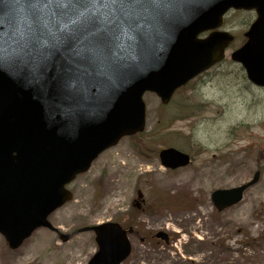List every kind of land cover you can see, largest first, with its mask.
<instances>
[{
  "label": "water",
  "instance_id": "obj_1",
  "mask_svg": "<svg viewBox=\"0 0 264 264\" xmlns=\"http://www.w3.org/2000/svg\"><path fill=\"white\" fill-rule=\"evenodd\" d=\"M0 7V233L11 249L36 227H51L47 215L71 198L65 183L122 135L143 129L146 90L166 104L177 87L223 57L229 33L197 35L220 25L230 7L256 11L247 41L231 58L264 87V0H138L137 23L123 25L103 53L84 38L30 44L25 0ZM159 158L170 168L189 162L174 148ZM257 178L258 172L247 184L215 190V205L238 201ZM91 228L99 249L88 264H119L128 255L117 223Z\"/></svg>",
  "mask_w": 264,
  "mask_h": 264
},
{
  "label": "rangeland",
  "instance_id": "obj_2",
  "mask_svg": "<svg viewBox=\"0 0 264 264\" xmlns=\"http://www.w3.org/2000/svg\"><path fill=\"white\" fill-rule=\"evenodd\" d=\"M254 16L246 10L226 13L224 29L234 39L224 59L167 105L154 93L143 95L145 129L100 154L69 185L73 199L49 215L59 233H69L66 241L38 228L11 250L0 235V264H87L97 250L94 233L77 229L107 220L130 227L131 252L121 264H188L195 253L190 237L200 235L189 218L196 207L204 208L209 220L240 218L237 227L223 223V236H214L211 246L238 247L234 253L264 264V90L249 83L230 59ZM169 145L188 152L192 162L164 168L158 150ZM255 170L259 180L241 201L221 211L213 206L211 190L246 182ZM157 230L166 231L170 242L155 238Z\"/></svg>",
  "mask_w": 264,
  "mask_h": 264
},
{
  "label": "snow or ice",
  "instance_id": "obj_3",
  "mask_svg": "<svg viewBox=\"0 0 264 264\" xmlns=\"http://www.w3.org/2000/svg\"><path fill=\"white\" fill-rule=\"evenodd\" d=\"M4 3L5 0H0V5ZM25 3L30 17L29 43L33 45L49 41L70 45L84 38L93 51L103 53L123 25L132 27L138 20L133 7L138 0H25Z\"/></svg>",
  "mask_w": 264,
  "mask_h": 264
},
{
  "label": "bare ground",
  "instance_id": "obj_4",
  "mask_svg": "<svg viewBox=\"0 0 264 264\" xmlns=\"http://www.w3.org/2000/svg\"><path fill=\"white\" fill-rule=\"evenodd\" d=\"M189 218H193L194 229L198 231L200 235L190 237L193 242L192 251L195 253L194 256L187 260L188 264H257L252 260V256L234 253L238 247H231L229 249L230 251H227L221 246H211V240L214 236H219L220 238L223 236V223L225 225L230 224L237 227L240 218L233 217L230 219H222L221 217H216L209 220L204 208L200 207H196L193 212L190 213Z\"/></svg>",
  "mask_w": 264,
  "mask_h": 264
}]
</instances>
